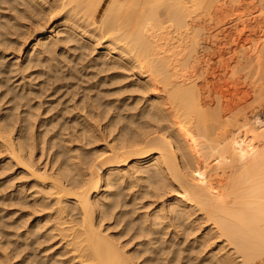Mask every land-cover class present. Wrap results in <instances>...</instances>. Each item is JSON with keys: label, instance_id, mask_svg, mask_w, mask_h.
<instances>
[{"label": "bare ground", "instance_id": "1", "mask_svg": "<svg viewBox=\"0 0 264 264\" xmlns=\"http://www.w3.org/2000/svg\"><path fill=\"white\" fill-rule=\"evenodd\" d=\"M217 1L0 0V264H264V0L214 63Z\"/></svg>", "mask_w": 264, "mask_h": 264}, {"label": "rangeland", "instance_id": "2", "mask_svg": "<svg viewBox=\"0 0 264 264\" xmlns=\"http://www.w3.org/2000/svg\"><path fill=\"white\" fill-rule=\"evenodd\" d=\"M217 2H218V3H216L217 5L214 4L215 6L212 8V10H210L212 12L209 11L210 12L209 14H208V12H207V14L204 12L206 17L204 14H201V12H200L199 14L201 17L198 15L197 16L198 18H196L197 19L196 21L199 24V26H202L201 29L202 30L205 29L203 31L204 32L203 34H205V35H202L203 38L207 39V37H208V39L210 40V42H209L208 39L207 40L204 39V40H206V43L209 42V45L211 46V51H213V52H211V54L212 53L214 54V52H215L214 55L213 54L211 55V56H213L212 58L214 59L213 60L214 63L217 61V58H219L218 55H217L218 57L216 56V54H219V52L216 53L217 49H220V47H222L223 45H225V46H223V49L226 46L235 48L236 43H235L234 39L236 38V35L239 34L240 32L244 33L245 31H248V28L246 27V24H248L247 18L246 17L240 18L239 15L235 14V12L237 13L238 10L240 12L239 6H241V10H247V11H253L259 7V5L257 4V0H242L241 4L238 3V1H237V4H239V5L235 4L234 0L233 1L232 0H219ZM232 14H233L234 18L232 17ZM262 25H263V27H262ZM261 27L262 28H259V31L261 30L260 34H261V36H263L264 35V18L262 19ZM226 28L229 29V31L226 30ZM231 32H233V34H235V36L234 35L231 36L232 34H229ZM220 45H222V46H220ZM213 47H214V49H213ZM228 47H226L225 49H228ZM215 48H217V49L215 50ZM92 55H94V54H92ZM95 55H96V53H95ZM22 58L24 59L25 56ZM22 58H21V60H22ZM242 87L244 88V86H242ZM242 98L243 97H241V100H242ZM263 98H264V96H263ZM260 101L261 100L259 99L258 102H260ZM262 101H263V104H261ZM262 101L259 104H260V107H263L261 109V113H262V116L264 117V100H262ZM251 107L250 106H249V108L247 107L246 110L249 111ZM14 237H16V236H12L13 239H16Z\"/></svg>", "mask_w": 264, "mask_h": 264}]
</instances>
